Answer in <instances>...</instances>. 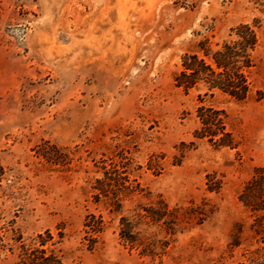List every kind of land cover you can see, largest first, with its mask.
Listing matches in <instances>:
<instances>
[{
    "label": "rangeland",
    "instance_id": "rangeland-1",
    "mask_svg": "<svg viewBox=\"0 0 264 264\" xmlns=\"http://www.w3.org/2000/svg\"><path fill=\"white\" fill-rule=\"evenodd\" d=\"M51 254L264 264V0H0V264Z\"/></svg>",
    "mask_w": 264,
    "mask_h": 264
},
{
    "label": "trees",
    "instance_id": "trees-1",
    "mask_svg": "<svg viewBox=\"0 0 264 264\" xmlns=\"http://www.w3.org/2000/svg\"><path fill=\"white\" fill-rule=\"evenodd\" d=\"M248 29H250L249 26H247ZM251 42L247 40L246 48L248 50H253V47L255 46L256 41V35L255 32L252 31L251 33ZM245 48V47H244ZM245 52V51H244ZM249 52V51H248ZM246 54V53H245ZM229 57V56H228ZM226 56L223 58V52L219 51L215 54L210 53L209 51H206L202 49L200 53H195L190 56V60L192 61H186L184 63L185 69L180 72V77L176 78V84L178 86L185 85L187 89H190L191 87H194L195 84L200 82H213L214 86H217L224 91L228 92L232 96L237 97L238 99H244L248 96L249 93V85L247 83V76L244 73H240L238 70L236 71V74H230L228 72L229 63L226 60ZM244 66H249L251 64V61L248 59V61H245ZM214 65L217 67V69H223L220 72H217L214 68ZM225 76L228 74V77H224V79H221L222 81H216L215 79H210L211 75H217V76ZM237 77L240 81V83L243 85V93L237 91L235 88V83L233 81V78ZM183 78L185 80H183ZM191 79V80H188ZM238 88V86H236ZM45 252V250H43ZM29 264H63L60 259L57 258L56 255L51 254L49 256H34L33 258H30Z\"/></svg>",
    "mask_w": 264,
    "mask_h": 264
}]
</instances>
